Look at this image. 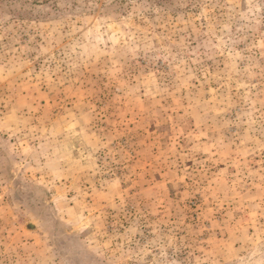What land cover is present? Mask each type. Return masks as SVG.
I'll return each instance as SVG.
<instances>
[{"label":"rangeland","instance_id":"obj_1","mask_svg":"<svg viewBox=\"0 0 264 264\" xmlns=\"http://www.w3.org/2000/svg\"><path fill=\"white\" fill-rule=\"evenodd\" d=\"M0 264H264V0H0Z\"/></svg>","mask_w":264,"mask_h":264}]
</instances>
